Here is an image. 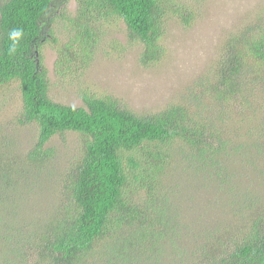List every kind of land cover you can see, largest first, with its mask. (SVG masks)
Returning a JSON list of instances; mask_svg holds the SVG:
<instances>
[{"label": "rangeland", "instance_id": "obj_1", "mask_svg": "<svg viewBox=\"0 0 264 264\" xmlns=\"http://www.w3.org/2000/svg\"><path fill=\"white\" fill-rule=\"evenodd\" d=\"M63 1V13L76 17L78 0ZM170 1L188 7L195 19L184 25L176 17L169 18L159 41L164 55L157 64L143 66V45L130 39L121 19H99L95 12L85 23L92 34L82 48H74L68 45L74 26L58 10L51 35L56 42H46L42 53L49 73V95L56 102L85 107L82 94L88 93L115 99L139 115L170 103L183 104L193 112L195 125L209 127L226 142L228 158L218 159L216 150L205 161L185 143L162 148L168 156L158 177L162 188H170L166 201L179 225L177 245L193 253L211 241L209 238L224 235L234 226L239 233L250 213L264 212V85L246 88L223 111L211 92L217 83L213 69L224 42L247 37L250 43L262 33L264 0ZM62 49L65 56L77 57V63L61 73ZM84 49L88 55L82 57ZM22 113L19 86L10 82L0 88V264H32L36 256L49 252L48 248L39 251L35 235L48 223L57 226L68 217L70 176L84 152V136L66 132L46 143L44 148L51 153L44 163H30L27 154L38 140L39 128L32 123L22 125ZM162 188L159 193L164 192ZM138 198L139 204L147 201L151 217L157 215L160 197H152L145 188L138 191ZM175 232L172 228V239ZM138 233L134 225L107 240L109 243L102 242L90 251L85 264H172L166 250L172 241L165 247L170 239L160 248L155 243V249L163 253L151 256L140 243L143 234L150 232L136 236ZM149 242V237L142 240V244Z\"/></svg>", "mask_w": 264, "mask_h": 264}, {"label": "trees", "instance_id": "obj_2", "mask_svg": "<svg viewBox=\"0 0 264 264\" xmlns=\"http://www.w3.org/2000/svg\"><path fill=\"white\" fill-rule=\"evenodd\" d=\"M65 8L63 0L0 3V88L10 82L19 86L23 102L19 122L36 124L39 128L38 140L27 154L28 161L44 163L51 153V149L44 147L54 135L72 131L84 136L82 158L70 176L72 204L67 205L68 217L57 226L48 223L35 235L39 251L50 250L44 251L42 257L36 256L32 264H85L94 247L109 243L107 240L122 231L128 232L134 225L139 229L136 236L151 233L143 234L151 242L140 241L143 248L150 250L149 254L161 256L162 249L158 248L164 241L170 239L165 247L172 241V246L166 249L172 264H264V212L250 213L239 233L234 226L224 235L209 238L211 241L204 242L199 251L189 253L187 248L177 245L179 225L166 201L170 188H162L158 177L168 156L162 148L169 150L178 142L195 148L203 161L213 157L216 150L218 159L229 157L227 144L221 137L217 138L207 126L195 125L189 106L170 103L158 111L139 115L110 97L83 93L85 107H76L56 102L49 95L50 79L42 50L46 42H56L52 40V31L58 10L74 26L68 43L74 48H82L84 40L92 34L91 26L87 28L85 24L91 15L121 19L130 39L143 45L144 67L157 64L163 57L159 41L169 18L176 17L189 25L195 19L194 13L170 0H78L73 18L63 13ZM15 28L22 29L23 36L16 54L10 56L9 33ZM86 50L82 51V57L88 55ZM59 54L61 73L64 67L76 65L77 57L65 56L64 49ZM215 73L217 83L211 92L222 111L231 107L246 88L264 85V26L258 38L250 43L247 37L225 41L218 66L213 69ZM145 188L152 197L161 199L154 217L147 201L139 204L138 191ZM161 188L164 192L159 193ZM158 224L168 235L161 233ZM172 228L176 231L174 239ZM127 249L123 247L124 252Z\"/></svg>", "mask_w": 264, "mask_h": 264}, {"label": "clouds", "instance_id": "obj_3", "mask_svg": "<svg viewBox=\"0 0 264 264\" xmlns=\"http://www.w3.org/2000/svg\"><path fill=\"white\" fill-rule=\"evenodd\" d=\"M23 36V30L19 28L12 29L9 33V38L12 41V44L8 48V54L10 56L15 55L17 51V45L19 44L20 39Z\"/></svg>", "mask_w": 264, "mask_h": 264}]
</instances>
